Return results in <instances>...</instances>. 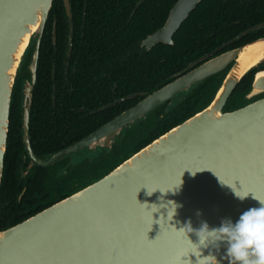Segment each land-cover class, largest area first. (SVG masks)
<instances>
[{"label":"water","instance_id":"obj_1","mask_svg":"<svg viewBox=\"0 0 264 264\" xmlns=\"http://www.w3.org/2000/svg\"><path fill=\"white\" fill-rule=\"evenodd\" d=\"M199 1L176 0L163 25L141 44H172ZM52 2L0 0V182L14 82L33 40L26 128ZM64 5L70 17L69 1ZM263 26L264 21L252 25L234 39ZM55 29L54 22L53 41ZM229 42L45 161L97 142L111 146L112 137L136 118L226 68L214 94L194 114L95 181L1 229L0 264H264V95L223 110L236 84L264 60V36L214 54ZM261 71L246 97L264 93Z\"/></svg>","mask_w":264,"mask_h":264},{"label":"trees","instance_id":"obj_2","mask_svg":"<svg viewBox=\"0 0 264 264\" xmlns=\"http://www.w3.org/2000/svg\"><path fill=\"white\" fill-rule=\"evenodd\" d=\"M92 1L122 4L125 19L119 24H95L100 28L99 34H102L98 37L99 46L97 48H107L106 43H112V41L114 44L108 48L111 52L105 67L106 72L97 73V78L91 81L93 99L97 102L93 104L91 127L82 135L93 131L146 94L173 80L177 76L174 73H185L190 63L196 66L199 63L196 62L197 59L224 42L230 40L226 46L214 54L264 36L263 26L234 39L246 28L264 21V0H200L173 34L172 44L158 42L150 49H145L140 46V41L163 25L176 0H139L140 4L132 15L130 13L137 0H88V4ZM54 20H56L58 38L53 44L51 29ZM61 25L65 28L67 25L62 0H53L40 42L36 90L44 77H50L49 80L53 81L52 62L55 57L54 51L59 49ZM117 50L131 51L135 54L131 55L130 60L125 61V65L121 67L117 66L115 59L114 63L111 61V58L115 56L114 53H118ZM30 54L31 52L28 53L27 59ZM258 69L254 67L241 78L226 100L223 110L235 109L258 97L246 98L253 76ZM223 73L220 71L197 82L169 110L166 111L165 104H162L143 120L126 127L124 134L116 139L111 149L103 150L91 161L84 160L78 165L70 166L66 174L60 176L61 182L58 188L60 195L48 200L40 199L41 190L47 188V181L44 183L41 179L39 181L35 179L34 182L23 183L19 177L18 166L14 163L11 150V100L9 129L0 182V230L20 222L95 181L152 139L194 114L214 94ZM105 84L106 88L103 87ZM113 85L116 86L115 96L112 91ZM36 90L34 97H36ZM136 92L137 96L127 97ZM140 92L143 93L140 94ZM123 96L126 98L120 102L104 106L116 97ZM101 106L102 109L97 110ZM66 162L67 159H62L61 166ZM23 187H25L24 190Z\"/></svg>","mask_w":264,"mask_h":264},{"label":"flooded vegetation","instance_id":"obj_3","mask_svg":"<svg viewBox=\"0 0 264 264\" xmlns=\"http://www.w3.org/2000/svg\"><path fill=\"white\" fill-rule=\"evenodd\" d=\"M68 1L70 17L66 12L64 0H62L63 12L66 15L67 25L66 28L61 25L59 49H57L58 51H54L55 57L53 58L54 61L52 62L51 71L54 78L51 82V80H49L50 77H44L43 81L39 83V88L36 90V67V79L30 90L31 101L27 111L28 119L26 128L24 127V91L26 82L31 83V74L27 67L30 62L31 54L28 59L27 55L29 52H32L34 45L33 40L30 42V47L22 58L14 82V92L12 90L14 94L11 99V150L14 163H17V171L21 182H34L35 179H38V181L41 179L44 183L47 181V188L41 190L40 199L42 200H48L49 198H55L60 195L61 192L58 191L61 182L60 176L66 174L67 169L70 166L78 165L84 160L86 162L91 161L103 150L111 149L116 139L123 135L126 130L124 128L118 135L112 137L111 146H102L100 142H97V145L89 144L81 146L73 151L62 154L47 164L44 163L45 161H49L53 155L60 152L62 149L76 144L95 130L94 129L93 131L82 135L91 127V116L94 112L93 104L97 102L93 99L91 81L97 78V73L106 72L105 67L109 60V53L111 52L108 48L112 47L114 44L112 41V43H106L107 48H97L99 46V43H97L98 37L102 34H99L100 28L96 27L95 24H119L125 19V11L122 4H112L103 1H92L88 4V0ZM139 4L140 1L137 0L130 15L133 14V11ZM128 20L129 19H127V21ZM54 22L56 23V20H54L53 23ZM106 37L109 38L108 36ZM57 38L58 36L56 35L55 41H53L52 38L53 44L57 41ZM142 40L140 41V46L145 49H150L141 44ZM117 51L118 53H114L115 56L111 58V61L114 63L115 59L118 64L117 66L121 67L125 65V61L130 60L131 55L135 54L126 50ZM45 62L49 61L45 60ZM256 67L259 68L256 72L264 70V60L259 62ZM225 70L226 68L222 71L225 72ZM175 74L177 75V72L174 73V75ZM106 86L107 85L105 84L103 87L106 88ZM115 88L116 86L113 85V94ZM35 90L36 97H34ZM188 90L189 89L177 92L170 99L162 103L165 104V110L167 111L175 106ZM142 93L143 92H140V94ZM262 94L264 95V93H261L256 96L261 97L263 96ZM130 95H133L132 97H134L137 96L138 93H131L127 95V97L131 98ZM124 98H126V96L119 98L116 97L109 103H105L104 106L107 107L114 105ZM246 98L250 99L248 97ZM117 99H120V101L112 104V102ZM160 105H157L155 108L148 111L144 116L136 118L131 124L143 120L151 111ZM101 109L102 106L97 110ZM62 145H64V147H61ZM73 155L74 157H72ZM62 159H67V162L63 166H61ZM78 179L80 180L79 177ZM24 188L25 187H23V190Z\"/></svg>","mask_w":264,"mask_h":264},{"label":"bare ground","instance_id":"obj_4","mask_svg":"<svg viewBox=\"0 0 264 264\" xmlns=\"http://www.w3.org/2000/svg\"><path fill=\"white\" fill-rule=\"evenodd\" d=\"M258 57H259V55H258V56H256V57H253V58H252V60L254 59V61H253V62H255L256 60H258ZM261 72H264V71H261Z\"/></svg>","mask_w":264,"mask_h":264},{"label":"rangeland","instance_id":"obj_5","mask_svg":"<svg viewBox=\"0 0 264 264\" xmlns=\"http://www.w3.org/2000/svg\"><path fill=\"white\" fill-rule=\"evenodd\" d=\"M30 44H31V43H30ZM29 47H30V45H29ZM29 47L27 48V50L29 49ZM27 50H26V51H27ZM72 157H74V155H73Z\"/></svg>","mask_w":264,"mask_h":264}]
</instances>
